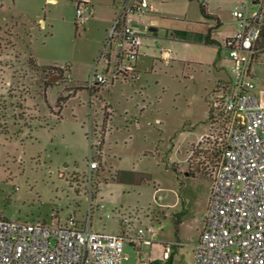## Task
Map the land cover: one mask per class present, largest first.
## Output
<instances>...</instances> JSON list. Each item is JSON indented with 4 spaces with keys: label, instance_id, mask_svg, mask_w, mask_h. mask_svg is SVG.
<instances>
[{
    "label": "rangeland",
    "instance_id": "rangeland-1",
    "mask_svg": "<svg viewBox=\"0 0 264 264\" xmlns=\"http://www.w3.org/2000/svg\"><path fill=\"white\" fill-rule=\"evenodd\" d=\"M79 1L0 0V218L83 220L92 192L114 217H95L94 231L119 233L123 219L151 223L156 240L184 244L169 264H192L212 180L189 175L188 158L212 130L210 98L233 71L224 40L235 0H151L144 22L158 25L144 33L138 79L93 94L87 82L116 10L114 0H89L95 15L80 25ZM209 27L221 46L204 43ZM253 74L264 109L263 64ZM92 155L100 166L91 174ZM209 160L196 152L193 173Z\"/></svg>",
    "mask_w": 264,
    "mask_h": 264
},
{
    "label": "built area",
    "instance_id": "built-area-1",
    "mask_svg": "<svg viewBox=\"0 0 264 264\" xmlns=\"http://www.w3.org/2000/svg\"><path fill=\"white\" fill-rule=\"evenodd\" d=\"M114 6L116 16L87 82L89 91L121 78L138 79L135 73L144 33L151 32L152 25L144 17L153 5L151 0H114ZM231 13L235 32L224 40V47L233 71L210 98L218 113L210 115L212 130L193 146L189 156L200 150L211 156L215 148L220 150L208 162L212 187L193 264H264V109L254 94L253 74L255 65L264 66V47L260 46L264 0L258 5L253 0H238ZM94 15L91 1L78 2L77 24L84 25ZM93 135L90 128L91 141ZM99 166L92 155L90 173ZM89 203L83 220L71 217L64 225L0 218V264H127L132 259L128 247L138 264H150L144 252L154 245L158 228L149 224L134 229L129 219H123L119 233L94 231L95 217L99 221L114 217L104 204H94L92 192ZM183 246L181 241L165 243L163 260L170 261Z\"/></svg>",
    "mask_w": 264,
    "mask_h": 264
},
{
    "label": "crops",
    "instance_id": "crops-1",
    "mask_svg": "<svg viewBox=\"0 0 264 264\" xmlns=\"http://www.w3.org/2000/svg\"><path fill=\"white\" fill-rule=\"evenodd\" d=\"M47 1H51L52 2V0H47ZM225 2V1H224ZM238 2V0H235L234 1V6L236 5V3ZM219 17V16H218ZM231 17H232V15H231ZM146 19V18H145ZM145 19H144V21H145ZM219 20V23L220 24H222L223 23V21H222V17L220 16L219 18H218ZM233 20V18H231V21ZM150 23L149 24H152L153 26L154 25H158V21L157 20H150L149 21ZM233 22V29L231 30V32H230V34H228V36L227 37H230L231 35H233V33L235 32V27H234V21H232ZM151 27V30H153L152 28H156V26H154V27ZM210 29V27L208 28V32L209 31H211V39H216L215 38V35H214V33H213V31L212 30H209ZM151 32H154V31H151ZM207 34V33H206ZM206 34H204L203 36L205 37L206 36ZM226 37V38H227ZM225 39V38H224ZM204 40H205V38H204ZM215 47V46H214ZM215 50V49H214ZM220 50H221V48H220ZM167 53V52H166ZM166 53H165V55H166ZM169 55V54H168ZM228 81V80H227ZM98 89V88H97ZM97 89L96 90H94V91H97ZM108 127V126H107ZM107 134V132L106 133H104L103 134V136H102V140H103V144L105 145V143H106V135ZM202 149H204V148H202ZM190 156V155H189ZM188 161H189V158H188ZM211 187H212V184L209 186V190H208V196H207V206H206V208H205V213H204V216H203V220H202V230H203V227H204V222H205V218H206V214H207V210H208V203H209V197H210V193H211ZM166 207H169V205H167ZM162 214H163V217L165 218L166 217V214H165V212L163 211L162 212ZM133 224V223H132ZM151 224V223H150ZM149 225V224H148ZM147 225V226H148ZM133 226V228L134 229H136V225H132ZM139 227L140 226H142V227H145V226H143L141 223H140V225H138ZM137 226V227H138ZM202 230H201V232H202ZM134 231V230H133ZM159 231H160V228H158V231H157V235H156V238H157V236L159 235ZM201 234V233H200ZM156 238H155V243H154V245L153 246H151L150 248H145V252H144V254L146 255V257H148V259L150 260V264H169V260H167V261H165V260H163V246H164V244L165 243H169V239H159V240H156ZM171 242V241H170ZM128 251H129V253L131 254V256H132V259H131V261L133 260V264H138V260L136 259V256H135V254H134V252H133V249H132V247H128ZM176 252V251H175ZM172 258V257H171ZM130 261V262H131ZM193 261H194V245H193V259H192V264H193Z\"/></svg>",
    "mask_w": 264,
    "mask_h": 264
},
{
    "label": "trees",
    "instance_id": "trees-1",
    "mask_svg": "<svg viewBox=\"0 0 264 264\" xmlns=\"http://www.w3.org/2000/svg\"><path fill=\"white\" fill-rule=\"evenodd\" d=\"M201 12L202 14L205 16V17H210V15L208 14L207 12V9H206V6L204 4H201ZM220 24V23H219ZM204 43L206 45H218V46H221V44L214 40V39H211V31H209L206 36H205V40H204ZM260 46H263L264 47V36H263V40L262 42L260 43ZM96 90V89H94ZM89 91L90 94H93L95 91ZM98 90V89H97ZM211 118V116H210ZM105 124V122H104ZM218 151V152H217ZM220 150L219 149H214L213 152H211V156H210V160L208 162L212 163L211 161H213L214 158H216L218 156V154L220 153L219 152ZM207 154L208 152L205 151ZM192 162H193V157L189 159V164H190V168H189V175L191 176H195L196 174H201V175H205V176H208L209 178H211L212 180V171L210 170L209 167H203L202 169H197L196 172L193 173V170H195L192 166ZM179 223V222H178Z\"/></svg>",
    "mask_w": 264,
    "mask_h": 264
},
{
    "label": "water",
    "instance_id": "water-1",
    "mask_svg": "<svg viewBox=\"0 0 264 264\" xmlns=\"http://www.w3.org/2000/svg\"><path fill=\"white\" fill-rule=\"evenodd\" d=\"M253 2H254V4L255 5H258V4H260V0H253ZM153 30H151V31H154V32H156L157 31V28H152Z\"/></svg>",
    "mask_w": 264,
    "mask_h": 264
},
{
    "label": "flooded vegetation",
    "instance_id": "flooded-vegetation-1",
    "mask_svg": "<svg viewBox=\"0 0 264 264\" xmlns=\"http://www.w3.org/2000/svg\"><path fill=\"white\" fill-rule=\"evenodd\" d=\"M58 70L61 72V70H62L61 67H58Z\"/></svg>",
    "mask_w": 264,
    "mask_h": 264
}]
</instances>
